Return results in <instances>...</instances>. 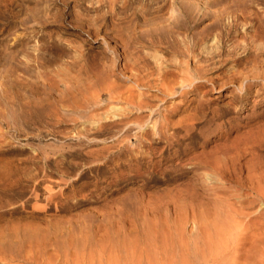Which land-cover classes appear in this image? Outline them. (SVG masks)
I'll list each match as a JSON object with an SVG mask.
<instances>
[{
	"label": "rangeland",
	"instance_id": "1",
	"mask_svg": "<svg viewBox=\"0 0 264 264\" xmlns=\"http://www.w3.org/2000/svg\"><path fill=\"white\" fill-rule=\"evenodd\" d=\"M263 180L264 0H0V264H122L216 204L261 232Z\"/></svg>",
	"mask_w": 264,
	"mask_h": 264
},
{
	"label": "bare ground",
	"instance_id": "2",
	"mask_svg": "<svg viewBox=\"0 0 264 264\" xmlns=\"http://www.w3.org/2000/svg\"><path fill=\"white\" fill-rule=\"evenodd\" d=\"M251 189L254 198L250 199V205L255 201L264 204V180ZM216 200L214 202L217 203ZM242 209L216 204L212 212L205 211L197 219L195 213L192 217L195 218L196 236L184 237V231L177 226L174 234L172 231L165 232L167 235L163 233L158 241L142 249L135 259L128 258L122 264H264V230L248 235L245 226L236 220L245 214Z\"/></svg>",
	"mask_w": 264,
	"mask_h": 264
}]
</instances>
